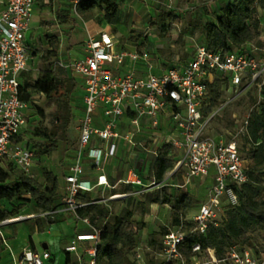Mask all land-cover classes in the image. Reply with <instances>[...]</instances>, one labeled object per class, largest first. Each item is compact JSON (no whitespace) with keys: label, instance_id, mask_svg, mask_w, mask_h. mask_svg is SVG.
Returning a JSON list of instances; mask_svg holds the SVG:
<instances>
[{"label":"built area","instance_id":"obj_1","mask_svg":"<svg viewBox=\"0 0 264 264\" xmlns=\"http://www.w3.org/2000/svg\"><path fill=\"white\" fill-rule=\"evenodd\" d=\"M81 1L70 0L77 15ZM34 4L35 0H0V166L12 162L32 179H36L33 171L36 150L23 144L20 137L27 125L29 108L21 98V76L31 56L26 32L31 26ZM253 8L264 38V0H254ZM117 47L118 41L107 29L98 33L88 31L82 57L69 63L63 60L55 63L72 76H80L84 92L83 113L76 120L78 147L64 175V190L66 208L73 210L75 218L87 224L90 231L76 234L66 250L75 255L79 264H101L98 255L101 231L88 216L77 213L79 207L89 204L80 202L77 196L96 187H115L108 179L107 167L120 157L122 146L127 167L118 183L131 185L140 193L157 185L153 168L157 159L164 152L172 156L173 149H177L181 155L172 156L176 166L171 175L184 168L187 183L194 177L205 178L211 168L215 169V175L208 197L200 204L191 226H176L162 235L161 259L157 264H264V259L258 258L253 250L238 245L216 250L195 242L189 259L183 251L187 237L206 234L210 226L223 221L226 205L239 204L233 185L249 179L247 162L238 143L207 134L210 117L203 116L202 108L209 96L208 85L221 75L229 80L227 90L231 86L260 89L264 84V54L257 56L252 49L224 52L197 44L191 58L157 68L147 51ZM149 159L153 163L148 184L142 168ZM85 162L98 175L95 184L84 178ZM130 196L131 191L115 193L90 203H104L112 210L111 201ZM11 221L0 220L3 242L6 239L1 227ZM133 252L138 263L146 264L139 247L135 246ZM50 258L48 250L24 248L14 255V264H45Z\"/></svg>","mask_w":264,"mask_h":264},{"label":"rangeland","instance_id":"obj_2","mask_svg":"<svg viewBox=\"0 0 264 264\" xmlns=\"http://www.w3.org/2000/svg\"><path fill=\"white\" fill-rule=\"evenodd\" d=\"M116 6L111 9L115 13L112 20L105 19V7L97 6L93 11L87 13H78L72 10L70 25L73 30L63 37L70 45V52H65L61 58L69 61L82 57V46L87 39V23L90 19L101 21L104 19V25L109 24L108 31L118 41L117 48L130 50H142L149 53L150 61L157 68H164L174 61H185L194 56L197 44L204 43L203 27L207 22H216L217 14L221 13V7L227 1L225 0H118ZM172 11V15L166 22L160 20L162 11ZM51 26L52 24L49 23ZM102 29L98 32L103 31ZM93 27V25L91 26ZM92 32V33H98ZM56 41L54 42V44ZM251 47L255 55L264 54V38L262 31L253 42ZM153 72L158 70L153 69ZM73 77V76H72ZM75 88L71 96L66 94L65 84L48 95V97L37 98L33 105L32 115H27V125L22 135L23 144H27L36 150L35 166L33 168L36 181L40 184H46L45 172H53L60 183V195L65 196L64 190V171L67 166L73 163L74 148L77 144L76 120L83 113V79L76 75L73 77ZM252 90V91H250ZM250 91V92H249ZM258 98V90H245L241 87L231 86L224 93L223 99L214 108L209 115L210 122L207 134L223 140H235L244 147L242 156L251 155L250 145L246 139L241 136L244 120L250 116L255 109L254 100ZM38 126L48 134L47 138L42 137L38 132ZM55 142L56 149L47 154L40 155L32 141ZM181 152L173 149L172 156L177 158ZM86 157V152L84 153ZM175 162V161H174ZM247 164L248 161L246 160ZM126 161L114 162L110 164L116 177L123 173L127 167ZM176 166V165H175ZM175 166L168 169L162 180H157V185L146 188L144 193L132 191L131 196L127 198H118L111 201L112 215L109 218L113 222L115 217L121 213L124 208L133 210V222L138 229L136 247L145 259L146 264H157L161 257L159 255V243L162 238L164 227L174 228L172 225V210L169 205L159 202L155 205L150 204V194L162 188L171 194L188 193L193 198L192 206L182 215V219L192 222L194 215L198 212L199 206L208 197V190L213 183L215 169L211 168L210 173L205 178L194 177L189 183L185 178V169H175ZM11 169L9 181H13L21 174L16 166ZM8 169V166L6 167ZM94 174H97L96 171ZM96 176V175H95ZM118 178V177H117ZM116 178V179H117ZM115 181V180H114ZM149 181L147 183L149 184ZM117 192L123 191V184L116 186ZM112 191L106 190L104 193L99 191L97 197H108ZM24 201L18 199L7 200L2 197L0 208L12 211L14 207L23 205L20 213L13 216L12 221L1 227L6 239L3 242L0 238V264H14V255L21 253L23 246H28L29 237L34 234L37 247L43 251V244L40 238L47 236V231L52 230L48 235L50 237V250L52 258L45 261V264H66L65 247L71 242L74 235L75 224L71 220L70 228H63L60 233L58 225L65 222V219L55 222L51 227V222L56 212H43L41 214L33 213L34 203L29 194H24ZM162 198V197H161ZM264 202V191L260 196ZM61 208H66L65 202L61 203ZM60 208V209H61ZM48 216L43 221V228L38 231L34 227L33 220L38 216ZM63 221V222H62ZM96 224V223H95ZM98 224V223H97ZM35 228H33V227ZM255 246L264 244V233L262 231L255 233ZM130 264H140L135 259L133 250L128 253Z\"/></svg>","mask_w":264,"mask_h":264},{"label":"trees","instance_id":"obj_3","mask_svg":"<svg viewBox=\"0 0 264 264\" xmlns=\"http://www.w3.org/2000/svg\"><path fill=\"white\" fill-rule=\"evenodd\" d=\"M226 1L221 7V13L217 14L216 22H207L203 27V44L210 49L224 52L250 51L254 40L259 37L261 31L260 20L256 17V10L253 8L254 0ZM116 4L115 0H82L77 10L78 13L84 14L93 11L97 6H104L106 11L105 19L111 21L115 13V10L111 12V9ZM171 15V10H164L160 14V20L166 22ZM65 21L67 22V20ZM63 84L66 86V94L70 96L75 88V81L73 79H61L53 72H50L34 82H29L26 86L21 84V92L22 90L24 91V88H32L50 94ZM208 86L209 96L204 101L202 108L205 118L209 117L214 108L223 99L224 93L229 86V80L226 77L217 75ZM248 89L258 90V98L256 97L254 100L255 109L245 119L247 120L246 125L244 120V130L241 131V136L250 145L251 155L244 157L248 161L247 174L249 179L240 185H233L239 198V204L236 206H225V217L218 226H210L206 234H192L187 237V245L183 248V251L188 259L191 256V245L195 242H199L203 248L213 247L216 250H224L232 245L247 247L253 250L258 258L264 259V244L262 246H255L254 244L255 233L260 231L264 233V202L260 200V196L264 191V84L260 89L256 86ZM21 98L28 100L29 96L24 93ZM37 129L42 137H48L45 130H42L39 126ZM23 139L24 136L22 135L20 140L22 141ZM32 142L40 155L47 154L57 147L55 142H47L46 140ZM238 147L242 154L244 147L239 143ZM174 161L172 156H168V152H164L157 159L153 164L157 180H162L168 169L172 166L174 167ZM7 166L8 169L6 168ZM7 166H0V202L2 197L9 201L14 198L24 201L26 199L23 198V195L29 194V199L34 203L33 213L54 212L63 207L61 203L65 201V196L62 197L60 195V183L53 172H45L46 184H40L23 172L13 181H9V171L15 165L10 162ZM123 186V191L112 190V194L129 192L133 189L131 185ZM77 197L80 202H89L87 206L79 207L77 213L82 217L88 216L93 225L101 231L98 245V255L101 264H130L128 253L135 248L138 236V229L132 220L133 210L124 208L115 217L114 221L110 222L109 218L112 215V210L104 203H90L96 200L91 192H80ZM97 199H100V197H97ZM193 201L192 196L188 193L171 194L166 188L150 194L151 203L162 202L170 206L172 210V225L175 227L183 224L188 228L191 226L190 222L182 219V215L192 206ZM22 206H16L12 211L0 208V220L3 221L17 216ZM47 218L48 216L39 215L36 219H32L34 227L41 230L43 221ZM61 220L62 218L56 214L51 223ZM169 229L168 226L164 227L162 235L168 232ZM160 246L161 242L159 243V248ZM66 255V264H70L67 251Z\"/></svg>","mask_w":264,"mask_h":264},{"label":"crops","instance_id":"obj_4","mask_svg":"<svg viewBox=\"0 0 264 264\" xmlns=\"http://www.w3.org/2000/svg\"><path fill=\"white\" fill-rule=\"evenodd\" d=\"M72 10L73 7L71 5L70 0H35L32 19H31V26L30 29L26 32V43L30 48L31 56L28 61L27 68L21 76L22 86H26L29 82H34L50 72H53L56 76L64 80L74 79L73 78L74 76L72 77V74L67 72L64 68L57 66L55 64L57 61L63 60L61 58L62 54H64L65 52H70V45L65 40H63V37L68 32L67 30H71V29L73 30V27L70 25V21L73 20ZM65 20H67V22ZM104 21H105L104 19H102L99 22L90 19V21L87 23V31L98 32L99 30L102 29V25H104L103 24ZM49 23H51L52 25L50 26ZM92 25L93 27H91ZM104 26H105L104 29H108L109 24ZM55 41L56 43L54 44ZM83 55L84 54H83V46H82V56ZM139 68L145 69L142 65H139ZM56 90L57 89L53 90L50 94L54 93ZM24 93L29 96V99L25 100L29 106V108L27 109V115L33 114L32 109L34 103H36L37 98H43L45 96L48 97V95H50L43 91L34 90L32 88H24V91L22 90L21 95ZM164 130L167 131V128H164ZM77 136H78V131H77ZM77 147H78V138H77L76 147L74 148L75 151ZM123 149L124 148L122 146L119 151L120 157L111 161L109 165L110 164L113 165L114 162L124 160L125 153L122 151ZM75 151L74 154H72L74 155L73 157H75ZM152 163L153 160L149 159L142 168V176L146 182L150 180L148 176L152 172ZM70 165L67 166L66 170L64 171V175L67 172ZM110 166L107 167V176L111 184L115 185V187L113 189L96 187L94 190L90 191L93 195V198H96V200H97V193L99 191H102L104 193L106 190H110V191L116 190L117 189L116 186L118 184H121L118 183V181L120 178H122L123 173L121 172V174H119L117 178L116 175L114 174L113 168H110ZM94 173H95V169L92 167V165H90L88 162H85L84 178L89 180L92 184L96 183L98 176L97 174ZM64 186H65V179H64ZM132 191H138V189H132ZM150 204L155 205L157 203L150 202ZM54 212H56V214L59 215V217H61L62 220L65 219V222H67V223H61L60 225L57 226L60 233L62 232L63 228H70V222H69L70 220L75 224L74 235L72 236L73 239L78 233H84L90 231L87 224H85L82 221H78L75 218L73 210L69 208H61ZM53 224L54 223H51V227H53ZM51 232H52L51 229L47 231L46 233L47 236H45V240L43 237L40 238V242L43 244V250H48L50 253L51 250L48 241H50L51 239L50 237H48V235ZM31 238L32 239L30 240L29 237L28 240L29 245L23 246L21 251L24 248H32L34 250L40 251L37 247L34 234L31 236ZM68 255L70 259V264H79V262L76 260L75 255H73L70 252H68ZM51 258H52V253H51Z\"/></svg>","mask_w":264,"mask_h":264}]
</instances>
